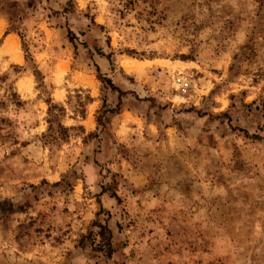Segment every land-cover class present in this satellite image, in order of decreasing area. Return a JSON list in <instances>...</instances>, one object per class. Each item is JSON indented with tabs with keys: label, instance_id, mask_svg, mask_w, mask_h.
Instances as JSON below:
<instances>
[{
	"label": "clouds",
	"instance_id": "obj_1",
	"mask_svg": "<svg viewBox=\"0 0 264 264\" xmlns=\"http://www.w3.org/2000/svg\"><path fill=\"white\" fill-rule=\"evenodd\" d=\"M0 264H264V0H0Z\"/></svg>",
	"mask_w": 264,
	"mask_h": 264
}]
</instances>
